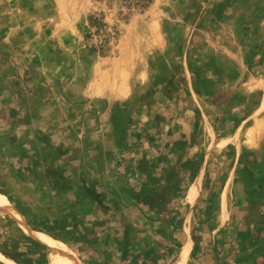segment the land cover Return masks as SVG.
Wrapping results in <instances>:
<instances>
[{
	"label": "crops",
	"instance_id": "1",
	"mask_svg": "<svg viewBox=\"0 0 264 264\" xmlns=\"http://www.w3.org/2000/svg\"><path fill=\"white\" fill-rule=\"evenodd\" d=\"M7 1L0 0V233L7 234V248L36 250L35 236L55 243L39 226L86 220L90 227L106 200L115 209L116 186L128 188L122 196L134 197L142 209L158 211L168 196L179 207L184 191L181 202L192 206L201 191L206 198L215 194L213 152L229 140L217 136V124L242 126L263 109L264 90L253 70L264 63V0H178L183 10L166 19L151 16L146 29H132L129 18L114 56L88 58L72 39L51 42L50 57L33 52L34 43L23 40L33 22H23L18 0ZM86 2L82 24L91 8ZM110 113L119 115L112 123L105 120ZM245 192L264 197V191ZM225 211L220 232L211 228L193 243L186 239V250L195 247L193 264H264V242L234 244L226 233L232 224L226 204Z\"/></svg>",
	"mask_w": 264,
	"mask_h": 264
},
{
	"label": "rangeland",
	"instance_id": "2",
	"mask_svg": "<svg viewBox=\"0 0 264 264\" xmlns=\"http://www.w3.org/2000/svg\"><path fill=\"white\" fill-rule=\"evenodd\" d=\"M85 1L91 8L83 16L85 23L82 24L79 12L85 5L84 0H18L24 8L23 22L27 25L33 22L34 27L24 29V43L30 39L34 43L32 51L45 58L51 56L49 44L55 41L62 43L64 39L79 41L81 55L85 58L88 55L114 56L121 29L129 18L133 19L130 21L132 29H146V22L151 16L166 19L183 10L178 0ZM261 1L252 0L254 4L263 3ZM7 2L4 0L3 3ZM240 6L236 4L235 20L241 16ZM48 12L50 16L46 15ZM137 19L138 22H134ZM169 21L174 22L172 19ZM253 72L256 75L254 82L264 90V63L257 64ZM164 84L168 83L153 82L152 86ZM112 116L119 117L110 113L105 120L112 123ZM217 125V136H228L229 140L213 152L217 160L211 163L210 170L218 172L212 185L214 195L206 198V191H201V201L192 206L188 200V203L181 202L184 191L178 198L179 207L176 208L177 197L168 196L162 199L163 206L158 211L155 205L142 209L141 203L134 197L129 194L122 196L120 191H128V188L122 190L116 186L111 190L119 191L118 197L114 198L117 202L115 209L109 208L106 200L98 214L99 219H94L92 223L94 227H89L86 220H71L66 227L39 226L37 230L54 237L55 243L51 238L45 240L35 236L39 241L38 248L27 252L22 251V247L21 250L7 248L4 241L7 234L0 233V252L17 264H48V258L52 262L57 260L58 264H193L195 247L192 245L191 250H186L190 242L186 244L185 241L190 237L193 243V240L195 242L201 236H207L211 228L221 231L218 224L222 220L223 209L219 213L216 209L218 204L221 207L223 197L227 210H231L232 224L226 233L232 242H248L251 245L264 242L261 237L257 240L258 234L264 233V197L259 193L245 192L264 191V99L262 111L252 114L242 126L240 122L232 127L229 124ZM111 163V167L118 164L115 160ZM203 164L201 167L204 169ZM199 176L194 183L198 187ZM221 187L225 188L219 193ZM97 190L108 191L102 187ZM229 191H244V194L234 195ZM203 203L205 207L201 206ZM32 230L35 229L26 231L32 233ZM228 249L231 252L235 250ZM0 264L7 263L0 260Z\"/></svg>",
	"mask_w": 264,
	"mask_h": 264
},
{
	"label": "bare ground",
	"instance_id": "3",
	"mask_svg": "<svg viewBox=\"0 0 264 264\" xmlns=\"http://www.w3.org/2000/svg\"><path fill=\"white\" fill-rule=\"evenodd\" d=\"M199 179H200V176H199L198 180H199ZM196 188H197V186L194 185V186L190 189V191L188 192V196H189V198H190L191 200L194 198V193H195V191H196ZM222 209H223V214L226 215V211H225V200H224V197H223V201H222Z\"/></svg>",
	"mask_w": 264,
	"mask_h": 264
},
{
	"label": "trees",
	"instance_id": "4",
	"mask_svg": "<svg viewBox=\"0 0 264 264\" xmlns=\"http://www.w3.org/2000/svg\"><path fill=\"white\" fill-rule=\"evenodd\" d=\"M137 1H140V0H137ZM4 241H5V240H4ZM0 242H1V240H0ZM5 243L8 244L7 241H5Z\"/></svg>",
	"mask_w": 264,
	"mask_h": 264
}]
</instances>
